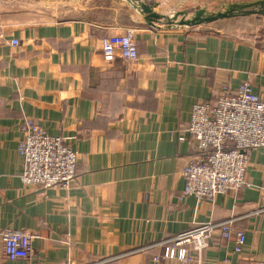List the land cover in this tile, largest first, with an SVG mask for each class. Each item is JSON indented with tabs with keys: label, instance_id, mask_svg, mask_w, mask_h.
Instances as JSON below:
<instances>
[{
	"label": "crops",
	"instance_id": "1",
	"mask_svg": "<svg viewBox=\"0 0 264 264\" xmlns=\"http://www.w3.org/2000/svg\"><path fill=\"white\" fill-rule=\"evenodd\" d=\"M93 1L84 7L90 15L0 21V225L33 236L28 259L0 256V264H183L154 260L160 247L138 248L229 217L245 232L241 252L213 231L201 262L190 264L264 261V210L255 211L264 148L249 151L250 187L213 200L181 196V170L195 149L185 131L192 105L244 80L264 100V47L209 23L149 22L125 0ZM127 27L136 31L137 60L105 59L100 39ZM25 117L71 137L78 150L71 187L22 182Z\"/></svg>",
	"mask_w": 264,
	"mask_h": 264
},
{
	"label": "built area",
	"instance_id": "2",
	"mask_svg": "<svg viewBox=\"0 0 264 264\" xmlns=\"http://www.w3.org/2000/svg\"><path fill=\"white\" fill-rule=\"evenodd\" d=\"M136 31L127 27L122 33L100 39V51L107 59L135 61L138 58ZM13 45L17 39H10ZM185 131L193 136L195 149L181 170V196L197 201L213 200L217 194L251 186L248 178L249 151L264 148V100L252 91L250 81L236 88L224 86L213 102L192 105ZM184 139L183 135L179 136ZM17 150L22 157L21 180L42 189L71 187L75 177L78 150L71 137L50 135L30 117L21 124ZM262 205L255 211L264 210ZM234 217L195 222L186 229L138 249L160 247L153 259H175L183 264L201 262L213 231L232 239L235 252L245 245L244 230L233 228ZM32 235L24 229L0 225V256L9 260L28 259ZM97 262V260H96ZM256 264H264L258 261Z\"/></svg>",
	"mask_w": 264,
	"mask_h": 264
},
{
	"label": "rangeland",
	"instance_id": "3",
	"mask_svg": "<svg viewBox=\"0 0 264 264\" xmlns=\"http://www.w3.org/2000/svg\"><path fill=\"white\" fill-rule=\"evenodd\" d=\"M93 0H0V21L9 25L40 23L80 17L89 10H84ZM111 1V0H109ZM149 4L159 5L156 11L171 15L177 10H186L188 14L198 5H205L209 10L221 8L224 2L240 0H146ZM204 27L210 31H222L243 39L253 41L264 47V15L246 14L219 19Z\"/></svg>",
	"mask_w": 264,
	"mask_h": 264
},
{
	"label": "water",
	"instance_id": "4",
	"mask_svg": "<svg viewBox=\"0 0 264 264\" xmlns=\"http://www.w3.org/2000/svg\"><path fill=\"white\" fill-rule=\"evenodd\" d=\"M149 22H160L166 26H194L210 23L236 15H264V0H240L224 2L221 8L209 10L205 5H198L191 14L186 10H177L171 15L155 10L157 3L149 4L145 0H125Z\"/></svg>",
	"mask_w": 264,
	"mask_h": 264
}]
</instances>
